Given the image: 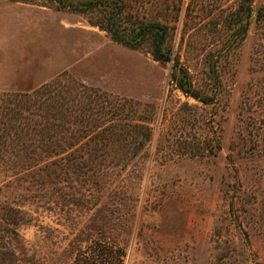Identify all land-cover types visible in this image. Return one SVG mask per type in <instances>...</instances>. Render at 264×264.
<instances>
[{"label":"rangeland","instance_id":"374dc122","mask_svg":"<svg viewBox=\"0 0 264 264\" xmlns=\"http://www.w3.org/2000/svg\"><path fill=\"white\" fill-rule=\"evenodd\" d=\"M191 2L173 44L183 55V36L191 42L182 62L193 70L223 45L222 17L253 12L244 40L229 43L221 83L196 74L210 104L177 89L170 64L115 43L88 16L52 0H0V95L67 74L133 98L152 128L132 202L101 225L106 251L78 238L105 212L69 206L74 189L62 176L42 183L4 166L0 264H264V0H199L196 13Z\"/></svg>","mask_w":264,"mask_h":264},{"label":"trees","instance_id":"16d2710c","mask_svg":"<svg viewBox=\"0 0 264 264\" xmlns=\"http://www.w3.org/2000/svg\"><path fill=\"white\" fill-rule=\"evenodd\" d=\"M52 1L88 16L89 23L115 43L133 51L148 49L154 61L171 65V79L177 89L204 104L212 99L203 96L196 74H206L221 83L225 61L229 62L231 54L229 43L236 37L238 43L244 40L253 13L249 9L245 16L239 8L222 17L223 45L206 56L203 70H193L188 60L187 66L182 62L184 56L188 58L191 42L183 46V36V55L175 53L173 44L182 24L185 0ZM196 1L189 5L192 13L197 11ZM193 19L194 14L191 22ZM256 22L264 29V8L258 10ZM66 76L59 75L32 91L0 95V171L5 166L16 175L25 173L42 183L62 176L74 189L69 206L105 212L101 220H91L78 238L87 243L86 250L106 251L109 243L101 225L106 226L108 219H119L127 197L131 198L128 203L132 202L131 189L142 179L138 156L152 138L151 122L140 118V107L133 98L67 80ZM78 249L83 251L80 246Z\"/></svg>","mask_w":264,"mask_h":264}]
</instances>
